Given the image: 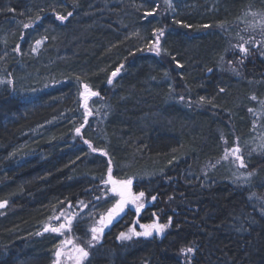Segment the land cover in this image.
Instances as JSON below:
<instances>
[{
  "label": "trees",
  "instance_id": "obj_1",
  "mask_svg": "<svg viewBox=\"0 0 264 264\" xmlns=\"http://www.w3.org/2000/svg\"><path fill=\"white\" fill-rule=\"evenodd\" d=\"M109 166L165 232L118 239L131 212L98 240L67 223L76 201L112 204ZM0 205V264L64 259V230L44 231L61 223L80 264H264V0H0Z\"/></svg>",
  "mask_w": 264,
  "mask_h": 264
},
{
  "label": "snow or ice",
  "instance_id": "obj_2",
  "mask_svg": "<svg viewBox=\"0 0 264 264\" xmlns=\"http://www.w3.org/2000/svg\"><path fill=\"white\" fill-rule=\"evenodd\" d=\"M154 11L155 10H153L151 12H147L145 14V16L151 17L154 14ZM68 16H71V13H69ZM68 16H58L57 19L60 21H65L68 19ZM25 27L27 28L28 25H25ZM188 27H191V25H188ZM204 27L207 28L210 26L204 25ZM164 34H165L164 29L154 30L153 35L155 36V39L152 40L150 42V44L148 45V51L154 52L156 55H160L161 49H160L159 45H160L161 38L164 36ZM37 43H40V41H37ZM243 50L245 52H247L246 48ZM176 63L179 67H183L182 65H180L179 61H177ZM122 67H123V65H120L119 67H117L111 73V76L116 77L120 73ZM209 71H211V70H209ZM107 83L111 84L112 80H108ZM84 88L87 89L88 85L85 84ZM220 91L223 92L224 89H220ZM84 95H85V99H87L88 96H98L99 93H97V92H85ZM181 99H183V97H181ZM201 100H203V97H201ZM85 108H87V104H85ZM88 116H92V113L90 111L87 113V116L84 118V124H87V122H88L87 117ZM83 126L84 125L82 124L81 127H83ZM81 127H77L75 129L77 134H79L81 132ZM83 143L87 144L88 142L83 141ZM236 151H239V150L237 149ZM92 152H94V153L97 152V149L93 148ZM101 154L105 157L108 156L107 152H103ZM238 159L240 160L241 166H243V164H244L243 157H238ZM169 163H171V161H169ZM110 164H111V162L109 161V165ZM104 183L112 185L111 192L115 193L119 197V199H117L115 202V205L111 209L108 210L107 215L101 217L100 224L102 226L92 229V233L94 234L93 240H98L99 236L95 235V234H103L108 227H111L114 224V222L116 220H118L125 213V211L128 208L130 203L135 206V212L137 214L141 213V210L146 207L145 204L138 203V201L141 198H144L146 196V193L144 191H139L138 195L132 194L131 189H132V186L134 184L133 179H127V180L120 181V182L112 179V168H111V166L108 167V179L105 180ZM117 185H119V186H117ZM156 199H157V197L155 195L151 196L152 202H155ZM3 203L6 204L7 201H5ZM0 206H2V205H0ZM171 222H172L171 217H169L167 223H159V222H156L155 220L152 223H142V224H139V227L141 229H143V231H137L135 227H132L130 233L120 231L118 234V239L131 241L133 237H137V238L152 237L154 232H156V233L165 232V230L170 226ZM65 227H66L65 224H61L59 228H48V227H46L44 229V231L45 232L50 231L51 233L55 234V233H59L60 230L65 228ZM78 251L81 255H80V258H78V260H77V264H80V260L88 257L89 253L87 251H85L84 248H79ZM188 251L193 252L194 249L189 248ZM55 255L57 257H59L61 255V252L56 251ZM56 264H59V261H57Z\"/></svg>",
  "mask_w": 264,
  "mask_h": 264
},
{
  "label": "rangeland",
  "instance_id": "obj_3",
  "mask_svg": "<svg viewBox=\"0 0 264 264\" xmlns=\"http://www.w3.org/2000/svg\"><path fill=\"white\" fill-rule=\"evenodd\" d=\"M85 92H90V91L86 90V91H84L82 93L83 105L86 102L88 103L90 101V99H91V96H88L87 99H85V95H84ZM237 149H238L237 147H233L232 149L226 148L225 151H224L223 160L224 159L228 160V161L232 160L234 162V164L237 167L240 168L241 164H240V160L238 159V157H242V154H241V150L238 149L239 151H236ZM118 182H120V181H118ZM113 194H114L113 198H115V199L112 202V204H110V205L108 204V201H107L108 197L107 196L103 197L102 199H98V200H100L99 202L97 201L99 204H101L102 201L104 203L107 202V204H108L107 208L101 209V210L99 209L100 205L95 204L96 202L92 201V199L83 200V201H76L75 205H68L67 208H69V211L71 209L72 212H71L70 216L66 220L67 223L70 222L69 220L72 219V218H73L72 226H74L76 223H78V222H80L82 220L83 221L84 220L89 221V225L87 226L86 231L93 238L94 234L92 233V229L102 226L100 224L101 217L102 216H106L108 210L111 209L115 205L116 200L119 199V197L115 193H113ZM138 203H140V201H138ZM125 212H127V211H125ZM158 219H159L158 222L161 223V220H160L159 217H158ZM61 224H64V223H61ZM48 226L53 227L51 225H48ZM133 227H135V226H133ZM131 229L132 228H129L127 230V232L130 233ZM63 230H64V240L62 241V244L60 246V250L63 251V253H64L63 254L64 255V259L60 260L59 264H77V260L78 259L75 260V261H71V259H70L71 252H72V250H74L73 248L75 247V244H74L75 240H74V237H73V230L71 232L69 230L68 226L63 228ZM153 234H161V233L154 232ZM95 235H98L100 237V234H95ZM77 253H78L77 257L80 258L81 254L79 253V251H77ZM73 259H74V257H72V260ZM81 260H83V259H81Z\"/></svg>",
  "mask_w": 264,
  "mask_h": 264
},
{
  "label": "flooded vegetation",
  "instance_id": "obj_4",
  "mask_svg": "<svg viewBox=\"0 0 264 264\" xmlns=\"http://www.w3.org/2000/svg\"><path fill=\"white\" fill-rule=\"evenodd\" d=\"M131 191H132V194L133 195H136L135 193H134V191H133V189H131ZM127 212H125L118 220L119 221H122L123 219H125L127 216H128V212H129V214H130V212H131V214H134V216H135V219H133V223H132V225L130 226V228H132L133 226H135V228H136V230L137 231H143V229H141L140 227H139V224H142V223H145L144 222V220L142 219L143 218V209L141 210V213H139V214H137L136 212H135V207H134V205H132V204H130L129 206H128V208H127V210H126ZM155 220V219H154ZM154 220H152L150 223H152ZM117 221V220H116ZM146 223H148V222H146ZM107 230V229H106ZM106 232V231H105ZM105 232L102 234V235H104L105 234ZM153 236H159L158 234H153Z\"/></svg>",
  "mask_w": 264,
  "mask_h": 264
},
{
  "label": "water",
  "instance_id": "obj_5",
  "mask_svg": "<svg viewBox=\"0 0 264 264\" xmlns=\"http://www.w3.org/2000/svg\"><path fill=\"white\" fill-rule=\"evenodd\" d=\"M155 221H156V222H158V221H159V219H157V217H156V218H155ZM48 228H51V227H48Z\"/></svg>",
  "mask_w": 264,
  "mask_h": 264
}]
</instances>
